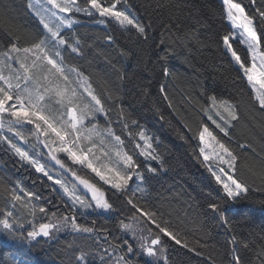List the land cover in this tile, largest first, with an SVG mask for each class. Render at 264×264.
<instances>
[{"label":"trees","instance_id":"1","mask_svg":"<svg viewBox=\"0 0 264 264\" xmlns=\"http://www.w3.org/2000/svg\"><path fill=\"white\" fill-rule=\"evenodd\" d=\"M131 2L140 20L152 25L149 42L138 40L134 30L124 32L113 21H106L102 26L98 19L80 17L74 30L64 32L71 37H79L83 55L65 52L64 63L90 77L95 91L109 110L114 132L121 137L126 152L141 164L147 177L143 191L137 192L141 202L148 200L150 206L179 227L183 240L189 246L206 254L211 253L218 264H227V259L233 254L239 255L244 264H259L257 253L264 248V238L261 236L264 208L260 203L264 201V114L253 108V102L249 100L250 86L246 79H241L242 72L234 70V61H231L223 45L222 36L232 31L223 3L220 0ZM236 2L241 3L249 13L254 12L249 0ZM160 3L165 7L158 8ZM258 3L264 5V0H258ZM29 4L30 0H0V18L14 21L20 34L26 38L29 33L36 35L43 31ZM170 17L173 23L179 22V28L162 29L161 24ZM258 31H264V27H259ZM108 36L113 37V42L108 41ZM160 39L166 41V46L176 49V56L169 61L175 73L171 78H161L159 69L154 68L150 45L158 43ZM28 42V39L20 41L23 46ZM233 46L243 57L245 48L238 42H233ZM150 60L153 64L149 63ZM121 72H127L129 76L135 74L136 82L147 85V94L142 93L136 82L120 80ZM144 76L149 79H140ZM161 85L166 88L167 100L160 92ZM212 93L218 99L233 101L238 106L240 120L233 122L235 126L229 129L231 139L224 137L205 115L211 106L209 97ZM121 108L137 120L138 125H132L129 120V126L125 128ZM106 123L105 118H101V126ZM203 127H208L238 156L232 177L249 186L247 198L229 209L228 225H221L208 207L211 203L219 202L224 192L210 175L199 153L202 145L198 132ZM144 130L152 137L154 153L160 156L162 164L161 161L147 164L139 155L136 147L140 142L138 133ZM7 137L17 145L14 138L8 134ZM1 143L5 145L4 140ZM240 143H247L251 148L242 150L238 147ZM0 151L3 153V150ZM1 153L0 218H3L4 211H12L24 223V228L19 231L26 233L32 230L33 224L38 227L40 222H48L44 214L37 212L33 220L35 223L29 224L28 221L33 219L29 209L44 206L49 213H65L63 209L55 210L61 204L59 197L54 196L57 204L51 205L52 201L55 203L53 195L43 192L40 186L34 187V182L41 181V177L34 173L29 182L30 175H19L12 158ZM64 163L78 175L94 180L87 172L78 170L76 165L68 161ZM148 166L157 168L158 174L149 173ZM43 182L47 190L49 184L46 180ZM21 185L44 198L37 200L33 197L29 202L19 191ZM98 186L119 211L106 219L97 217L94 226L105 227L115 233L119 220H130L132 209L124 199L114 194V190L101 184ZM14 190L22 197L19 203L11 201ZM92 219L93 216H89L82 224L89 226ZM165 240L169 264H212L207 256H198L195 252L174 245L167 238ZM38 241L29 247L0 234V264H65L68 245L83 242L79 235L70 232L60 233L56 241L45 242L42 238Z\"/></svg>","mask_w":264,"mask_h":264},{"label":"snow or ice","instance_id":"2","mask_svg":"<svg viewBox=\"0 0 264 264\" xmlns=\"http://www.w3.org/2000/svg\"><path fill=\"white\" fill-rule=\"evenodd\" d=\"M249 4L254 9L253 13H249L236 0H223L226 18L231 29L240 30V38H237L234 31H230L222 36V42L227 52L231 53V61L238 66L234 70L242 72L241 79H246L250 86L249 100L253 102V108L264 114V50H262L264 31H258L259 27H264V5L259 4L258 0H249ZM33 7L29 4L30 9ZM157 7L164 8L165 5L160 3ZM133 8L131 0H43L41 8L35 9L43 31L36 35L29 33L27 38L20 34L14 21L0 18L2 24L0 43L3 44L0 48V129L7 127L9 132H14L24 139L23 134L15 126L34 125L33 134L37 138L40 136L48 138L43 141L44 147L48 149L47 155L61 169L70 171L78 182L70 187L67 181L61 176L53 175L44 163L30 155L28 151L12 143L7 137L0 136V140L8 144V150L14 152L20 161L27 162L36 173L42 174L51 182L48 185L51 193H55L60 203L68 208L67 213H49L44 206L29 209V215L33 218L28 221L29 224H33L37 212L44 214L48 222H40L38 227L33 224L32 230L26 233L19 231L24 228V223L12 211H4L3 218H0V234L29 247L39 242L38 238L48 242L56 241L63 232L77 234L83 242L68 245L65 264H169L165 238L180 248L195 252L198 256H207L212 264H218L211 253L206 254L189 246L183 240L179 227L174 225L171 219L165 218L162 212L150 206L148 200L141 202V198L132 187L137 185V189L143 191L139 186L145 184L147 177L141 164L132 154L121 150L123 141L114 132L109 110L95 91L90 77L76 67L67 69L64 64L65 52L83 55L79 37H71L64 32L65 29L74 30V26L80 22L78 16L98 19L100 23L113 21L124 32L134 30L138 40L149 42L152 25L142 22ZM160 15L163 16L162 13ZM179 26V22L173 23L171 17L161 24V28L165 30ZM24 39L29 41L26 46L20 43ZM107 39L110 43L113 42L112 36H108ZM233 40L246 45L243 57L234 50ZM150 47L154 57V68L159 69L160 77H173L175 73L169 61L176 56V49L166 46L164 39H160L158 43L153 42ZM149 63L153 64V61L150 60ZM119 79L136 82V75L129 76L127 72H121ZM140 79L147 80L149 77L144 76ZM136 86L143 94H147V85L136 82ZM160 92L167 100L166 88L163 85L160 86ZM53 97L57 104L66 109V112L59 116H53L49 110ZM209 99L216 115L223 121V124L215 120L213 123L224 137L231 139L229 129L235 126L233 122L240 120L237 104L230 100L218 99L215 93H212ZM64 115L67 116L66 120L63 119ZM120 115L125 128L129 126V120L132 125H138V121L124 113L123 108ZM101 117L107 121L103 127L100 125ZM160 118L163 119V116ZM209 119L212 117L209 116ZM138 135L140 140L144 141L143 146L139 143L136 145L141 149L139 155L146 160L161 161L160 156L154 153L151 140L145 132L140 131ZM198 136L202 145L199 153L205 164L215 160L218 164L227 165L228 169L234 170L238 156L225 142L218 139L208 127H203ZM238 147L247 150L251 145L240 143ZM55 153H65L73 164L90 170L104 184L109 185L114 194H118L119 198L124 199L131 207L130 220L128 222L119 220L115 233L105 227H95L97 217L106 219L119 210L101 187L90 178L78 175L75 170L67 168ZM113 154L115 160H112ZM101 156L106 157L108 163L97 164L96 161L100 160ZM228 169L221 167L219 173ZM207 170L215 177L224 192L219 202L211 203L208 207L221 225H228L229 209L247 198L249 186L231 175L228 176L227 182L223 181L221 175L211 165H208ZM147 171L153 175L158 174V169L151 166L147 167ZM80 186L83 191H80ZM19 191L29 202L33 197L37 200L44 198L40 193L28 191L22 185ZM21 200V195L15 190L12 191L11 201L19 203ZM260 203L264 208V201ZM82 216H93L91 225L79 223L78 218ZM261 236L264 238V228L261 230ZM245 247L248 245L245 244ZM257 259L259 264H264V248L257 253ZM227 264L244 262L239 255L233 254L227 259Z\"/></svg>","mask_w":264,"mask_h":264},{"label":"rangeland","instance_id":"3","mask_svg":"<svg viewBox=\"0 0 264 264\" xmlns=\"http://www.w3.org/2000/svg\"><path fill=\"white\" fill-rule=\"evenodd\" d=\"M30 1H31V5L34 6L31 10H32L33 14H34L36 17H38V19H39V16H37V15L35 14V9H39V8H41V5H42V3H43V0H30ZM220 1L223 3V0H220ZM134 13H135V12H134ZM135 14H136V13H135ZM136 15H137V14H136ZM137 16H138V15H137ZM80 17H83V16H78L77 18L79 19ZM85 18H89V17H85ZM138 18H139V16H138ZM139 19H140V18H139ZM99 23H100V22H99ZM99 23H98V24H99ZM227 23H228V25H229V27H230V29H231V25H230V22H229L228 20H227ZM100 25L104 26L105 23H100ZM65 30H68V29H65ZM65 30H64V31H65ZM231 30L234 31V32L236 33V36H237V38L239 39V38H240V37H239V32H240V30H239V29H231ZM233 42H237V40H233L232 43H233ZM242 46H243V47L245 48V50H246V45H242ZM225 49H226V48H225ZM226 51H227V50H226ZM228 54L231 56V53H230V52H228ZM249 61L251 62L250 55H249ZM64 64H65V63H64ZM234 64H235V62H234ZM235 66H236V65H235ZM65 67H66L67 69H71V68H72V66L67 65V64H65ZM236 67H238V66H236ZM72 76H73V79H75V74H74V73L72 74ZM49 110L51 111V113L53 114V116H59L61 113L66 112V109H63L59 104L56 103V99H55V97H53L51 103L49 104ZM206 113H207V114H206ZM206 113H205V115H206L207 119H208L213 125H215V124L213 123V120H215L217 123H221V124H223V121L220 120V117L216 115V111H215V109L212 108V104H211L210 108H208V110H207ZM5 115H6V114H5ZM209 116H211L212 119H209ZM101 118H103V117H101ZM101 118H100V120H101ZM63 119L66 120V119H67V116L64 115V116H63ZM100 125H101V124H100ZM15 127H16V128H17V129L23 134L24 139H21L19 136L15 135L14 132H9L8 129H7V127L3 128V129H0L1 135H2V136H3V135L6 136L7 134H9L11 138H14V139L17 141V146L22 147L24 150L28 151V153H29L30 155L34 156L36 159H38V160H40L42 163H44V164L46 165V167L49 169V171H50L53 175L61 176V178H63L65 181L68 182V184H69L70 187H71L72 184H76V183H77V181L73 178V176L71 175V173H70L69 171H65L64 169H61V168L59 167V165H57V164L55 163V161L52 160L51 157H50L49 155H47V153H48V149L44 147V145H43V141H44L45 139H48V138H47V137H44V136H40L39 138H37V136L33 134V133L35 132L34 125L20 124V125H16ZM101 127H102V126H101ZM215 127H216V126H215ZM217 129H218V128H217ZM218 130H219V129H218ZM144 132H145L146 136L150 138V140H151V144H152V149H153V140H152V137L149 136V134H148V132H147L146 130H144ZM50 136H51V134H50ZM3 137H4V136H3ZM7 138H8V137H7ZM52 138L55 139L54 137H52ZM31 140H32L33 142H31ZM32 143H33V144H32ZM139 144H140L141 146H143L144 141L140 140ZM5 146L7 147V151L12 155V157H15V159H16L17 161H19L20 165L28 166V167L30 168V170H32V171L35 172V170H34L33 168H31V166L28 165L27 162L20 161L19 158L15 155L14 152L8 150V144H7L6 142H5ZM138 149H139V151L141 150L140 148H138ZM121 150H122V151H126L123 145L121 146ZM97 154H99V153H97ZM55 155H57V157L60 158L63 162L68 161L69 163L73 164V163L71 162V160H69V159L67 158V155H66L65 153H55ZM115 159H116V157H115V155L113 154V156H112V160H115ZM143 159H144V161H145L147 164H150V163H152V162H157V161L152 160V159H147V160H146L144 157H143ZM96 163L99 164V165H103V164H105V163H108V159H107L106 157L101 156L100 160L96 161ZM204 163H205V162H204ZM73 165H76V164H73ZM208 165H211L214 169H216V170L218 171V174L221 175V179H222L223 181H225V182L228 181V176H229V175L232 176L233 170L228 169V166H227V165H220V164H218V162H216L215 160L207 162V164H206L207 168H208ZM76 166H77L78 170H82V171L87 172V173L91 176V178L94 179L93 182L96 183L97 186H98V184H101V185H103L104 187L111 189V188L109 187V185L104 184L103 181H101V180L99 179V177L95 176V174L92 173L90 170H88V169H86V168H84V167H82V166H80V165H76ZM151 167H152V166H151ZM221 167H222V168H225V169H228V170L225 171V172H223V173H219V169H220ZM209 173H210V172H209ZM35 174L38 175L39 177H41L42 180H46V181H47V178H46V177H43L42 174H40V173H36V172H35ZM210 175H211V173H210ZM214 178H215V177H214ZM47 182H48L49 185L51 184L50 181H47ZM219 185H220V184H219ZM220 186H221V185H220ZM55 187L58 188V186H55ZM132 187H133L134 190H136V192H141L140 190L137 189V185H133ZM139 187L143 189L144 184H143V185H140ZM49 189H50V188H49ZM111 190H112V189H111ZM80 191H81V190H80ZM54 194H55V193H54ZM65 199H67V198L65 197ZM83 217H87V218H89V216H83ZM33 223H35V222L33 221Z\"/></svg>","mask_w":264,"mask_h":264},{"label":"flooded vegetation","instance_id":"4","mask_svg":"<svg viewBox=\"0 0 264 264\" xmlns=\"http://www.w3.org/2000/svg\"><path fill=\"white\" fill-rule=\"evenodd\" d=\"M9 135V134H8ZM4 137H7V135L5 136V135H3ZM2 140H0V150H3V153H1V151H0V153H1V155H4V154H7L10 158H12V160H13V163L16 165V167L18 168V170H19V175H21V176H24V177H26V176H28V175H30V179H29V182L32 180V174H34L35 172L34 171H32V170H30V168L28 167V166H25V165H20V163H19V161H17L16 159H15V157H12V155L7 151V147L5 146V145H3L2 146ZM37 186H40V188H41V190L43 191V192H45V193H50V194H52L53 195V197L55 196V194L54 193H51V190L49 189V187H48V189L46 190L45 189V183L43 182V180H41V181H37V182H34V187H37ZM56 197V196H55ZM54 197V198H55ZM55 203L52 201V204L51 205H55V204H57V199L55 198ZM57 209H63L64 210V212L65 213H67L68 212V208L66 207V206H64V205H61L60 204V206L58 205L57 207H56V209L55 210H57ZM89 218H87V217H79L78 218V222L79 223H83L84 221H86V220H88Z\"/></svg>","mask_w":264,"mask_h":264},{"label":"water","instance_id":"5","mask_svg":"<svg viewBox=\"0 0 264 264\" xmlns=\"http://www.w3.org/2000/svg\"><path fill=\"white\" fill-rule=\"evenodd\" d=\"M78 183V182H77ZM80 188L82 189V191H83V188H82V186H80ZM38 239H40V238H38Z\"/></svg>","mask_w":264,"mask_h":264}]
</instances>
